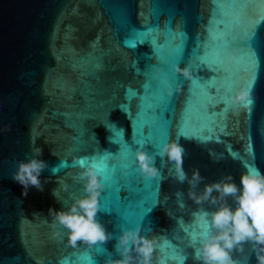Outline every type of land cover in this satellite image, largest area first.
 Returning a JSON list of instances; mask_svg holds the SVG:
<instances>
[{
  "label": "water",
  "instance_id": "1",
  "mask_svg": "<svg viewBox=\"0 0 264 264\" xmlns=\"http://www.w3.org/2000/svg\"><path fill=\"white\" fill-rule=\"evenodd\" d=\"M240 7L217 9L213 0H0V264H88L84 255L105 264L120 258L115 238L71 246L67 229L53 227L49 214L50 208H67L85 195V182L78 178L82 169L74 160L95 161L105 152L113 163L129 166L118 177L126 189L119 195L126 199L119 200L116 185L103 181L97 218L107 231L118 237L122 227L150 229L142 234L157 238L154 260L163 256L167 264H200L195 249L201 215L215 206L192 200L190 186L174 178V164L166 158H156L159 177H145L135 154H155L157 145L178 140L185 149L184 170L191 176L199 169L205 177L198 190L226 174L239 184L246 163L264 172V24L257 26L251 45L256 57L251 105L216 104L210 114L200 113L197 105L206 99L205 89L192 84L215 80L226 99L245 87L251 74L245 33L249 21L264 10V0L246 6L247 19L239 16ZM157 23L155 35L161 41L168 27L176 43L184 34L179 56L172 47L157 52L145 41L148 34L142 32ZM217 33L222 35L213 42ZM217 43L226 46L218 48ZM204 59L207 65L200 66ZM177 62L192 70L193 79L172 71ZM161 65H166L167 76ZM158 81L159 94L167 96L160 115L153 109L138 117L143 85ZM130 89L135 95H129ZM209 92L215 95L216 89ZM186 109L192 110V119L178 135ZM138 130L153 132L152 146L135 143ZM37 147L48 165L40 176L43 190L30 187L25 197L23 185L12 175ZM150 193L153 206L144 214ZM228 202L235 207L231 198ZM192 233L197 234L195 242ZM233 256L239 264H257L251 243Z\"/></svg>",
  "mask_w": 264,
  "mask_h": 264
},
{
  "label": "clouds",
  "instance_id": "2",
  "mask_svg": "<svg viewBox=\"0 0 264 264\" xmlns=\"http://www.w3.org/2000/svg\"><path fill=\"white\" fill-rule=\"evenodd\" d=\"M176 72L186 79H193L192 70L179 64L175 65ZM177 85L176 91H181ZM169 94H172L171 88ZM251 90L241 87L234 95L229 97L232 104L248 106L253 103ZM29 159L18 162L17 170L12 177L23 185V195H28L30 187L43 190L40 179L42 171L48 167L47 162L40 159L42 148L33 149ZM136 160L139 171L149 178H157L161 170L156 165V158L174 164V178L179 183L187 182L188 195L197 204L215 206L212 211H203L201 218L206 225L205 230L199 234L200 245L195 249V259L200 264H239L234 258V251H243L246 243H251L256 255L257 264H264V172L255 167H246L242 173L240 183L237 184L231 174L224 175L220 180L205 183L202 190L198 186L205 180L196 169L191 176L184 170L183 161L185 149L178 140H169L158 146L155 154L146 150L136 151ZM83 160V162H81ZM75 164L82 169L79 180L84 181L85 195L77 198L69 207L56 210L49 209L53 215V227L56 224L67 229L68 243L75 247L78 242L92 246L98 242L106 243L116 239L115 251L119 259H108L105 264H167L163 256L153 259L157 248V238L142 234L150 229L122 227L120 235L114 237L108 232L105 225L97 218L100 212L99 197L104 189V182L96 162L89 161L87 157L76 158ZM57 168L52 169L56 174ZM66 189L67 185H63ZM57 190L53 195L57 197ZM183 195V193H178ZM231 198L235 207L229 204ZM55 235L59 236L57 231Z\"/></svg>",
  "mask_w": 264,
  "mask_h": 264
},
{
  "label": "snow or ice",
  "instance_id": "3",
  "mask_svg": "<svg viewBox=\"0 0 264 264\" xmlns=\"http://www.w3.org/2000/svg\"><path fill=\"white\" fill-rule=\"evenodd\" d=\"M255 0H213V4L216 6L217 9H220L222 5L224 4H231V5H240V10H239V16L241 18L247 19L248 17V12H247V8L246 6L250 3H254ZM260 24H264V10L261 11L260 15L258 18L250 20L249 24H248V28L247 31L245 33V40L246 43L248 45V52H247V59L251 65V74L249 75V77L247 78L246 82H245V87L252 90L253 88V81H254V77H255V67H256V57H255V53L254 50L252 48V41L255 37V31L258 25ZM160 30L159 24L157 23L156 25L153 26H149L148 28L145 29L144 32L142 33H147L148 35L145 36V41H149L151 43V46H155L157 52H159L162 48H166V47H172L173 50H175L177 52V56L180 55L181 50L183 48V40H184V34L181 33L180 34V43H176L174 40H172V36L173 33L171 31V28H165L164 30V39L163 41H161L159 39L158 36H156L155 34L158 33ZM141 34V33H140ZM222 34L217 33L216 35H213L211 38L213 40V42H217L219 41L220 37ZM155 37V38H153ZM140 41L138 40L137 43H139ZM126 44H129V41L125 40ZM129 46H132L131 44H129ZM226 45H220L219 43H217V47H223ZM205 57H207V53H205ZM177 64H179V62H177ZM176 64V65H177ZM201 65H207V60L204 59ZM161 70L165 72V75L167 76V69H166V65H161ZM172 71L177 73L178 75L180 73L176 72L175 70V65H173ZM179 81L177 80V83ZM202 84L203 88L205 89V96L206 99L197 105V108L199 110L200 113H205L208 112L210 114L209 108L210 106L213 107L216 104H224L227 106H232V103H228V99H226L227 97V93L224 90L223 87H218L217 86V82L215 80H209L207 83H202L200 80H192V84L196 85V84ZM210 88H215L216 89V94L212 95L209 92ZM159 81L158 82H154V83H145L143 85V91L145 93V97H144V102L139 104L137 107V116L139 117L140 115L143 114V112L146 110L148 112H151L153 109L156 112V115L159 116L160 115V104L165 100L164 96H161L159 94ZM152 90V94L151 96L148 95L149 91ZM228 91H231V89H229ZM129 95H135V93L132 92V90H129ZM168 95V93H167ZM189 95H191V89L189 90ZM149 101H151L149 103ZM238 107H243V108H247L248 106H244V105H236ZM225 111H227V109H225ZM192 119V110L191 109H186L184 115H182L181 118V122H180V127L178 129V135H183V131L185 126L188 124V121ZM165 124H166V129H165V134L170 136V124L167 123L166 121V116L165 119L162 120ZM138 135V139L135 141V143L139 144L140 146H145L146 145H151L150 143L153 140V132L149 131L146 135L143 134L142 132H140L138 130L137 132ZM128 146V144H124L122 145L121 148V152L123 153L124 147ZM159 145H157L158 147ZM232 155L234 157H237L239 154L237 153H232ZM113 157L111 156L110 153L105 152L102 155H99L95 158V162L98 166V168L101 171L102 174V178L103 181L105 183H110V184H114L116 185L115 187V192L117 193V198L119 200H124L126 199L124 196H120L119 193L126 191V189L121 188L119 185L122 183V180H120L118 177L122 174V170L128 169L129 166L126 163L123 164H117V163H113ZM81 162H83V160H81ZM63 167V165H61ZM247 167H252L251 165H247ZM154 187V185H153ZM153 201H154V196L150 193L148 196V199L145 201V205H144V209L145 212L144 214L149 211L150 207L153 206ZM144 216V215H143ZM200 228H201V232L199 234H201L205 228L206 225L204 224L202 218H201V223H200ZM196 233H192V241L195 242L196 241ZM98 243L94 244L97 245ZM89 251L92 252H96V251H102V249H98V248H92L89 249ZM81 259L83 260H87L88 264H96V260L92 259L91 257L84 255L81 257ZM61 264H67L66 261H61Z\"/></svg>",
  "mask_w": 264,
  "mask_h": 264
}]
</instances>
